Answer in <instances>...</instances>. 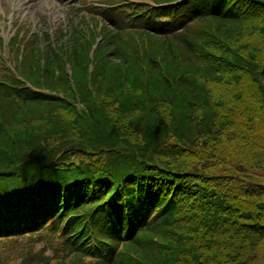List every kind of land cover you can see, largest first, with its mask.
Returning <instances> with one entry per match:
<instances>
[{
    "label": "trees",
    "instance_id": "16d2710c",
    "mask_svg": "<svg viewBox=\"0 0 264 264\" xmlns=\"http://www.w3.org/2000/svg\"><path fill=\"white\" fill-rule=\"evenodd\" d=\"M144 1L0 40V264L264 253V0Z\"/></svg>",
    "mask_w": 264,
    "mask_h": 264
},
{
    "label": "rangeland",
    "instance_id": "374dc122",
    "mask_svg": "<svg viewBox=\"0 0 264 264\" xmlns=\"http://www.w3.org/2000/svg\"><path fill=\"white\" fill-rule=\"evenodd\" d=\"M105 0H0V28L6 41L16 30L21 37L27 34L44 38L45 32L54 38L55 31L74 25L84 13H76L81 3L101 4ZM168 121V120H167ZM264 178V169L257 171ZM257 257L256 264H264V253Z\"/></svg>",
    "mask_w": 264,
    "mask_h": 264
}]
</instances>
